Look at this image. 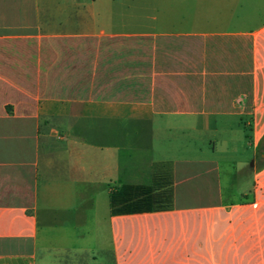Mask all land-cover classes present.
Listing matches in <instances>:
<instances>
[{
	"label": "crops",
	"instance_id": "0c3cea01",
	"mask_svg": "<svg viewBox=\"0 0 264 264\" xmlns=\"http://www.w3.org/2000/svg\"><path fill=\"white\" fill-rule=\"evenodd\" d=\"M263 138L264 0H0V264H264Z\"/></svg>",
	"mask_w": 264,
	"mask_h": 264
},
{
	"label": "rangeland",
	"instance_id": "374dc122",
	"mask_svg": "<svg viewBox=\"0 0 264 264\" xmlns=\"http://www.w3.org/2000/svg\"><path fill=\"white\" fill-rule=\"evenodd\" d=\"M158 128V127H156ZM187 134H192L191 132H188V131H184V132H180L178 130V127H172L171 130L167 131L166 132V136H172L173 139H174V143H176V139H178V136H181V135H187ZM163 135L162 134V131L161 132H156V136H161ZM208 137H211L213 139L216 138V140H218V143L215 144V156L217 157V160H219L221 163H222V168L225 169V171H229L231 172L229 175L227 174H224V178H223V184L225 186H229L230 184V181L234 182V185L236 187V191L237 192H240L241 189L245 186L247 180L249 181L250 180V171H251V166H252V159H249L250 156H251V153L253 152V148L251 146H248L244 149H242L241 147L238 148L237 152L236 153H232V152H223V150H221V140L219 138V135H215V134H212V135H207V134H203L201 136H199V140L201 142V146H205V148H202L203 150H209V148L211 147V144L208 143V140L207 139H211V138H208ZM173 142V141H172ZM183 153V151H179V150H175L172 151V155H175V156H179ZM179 154V155H178ZM180 157V156H179ZM229 161H234L235 163L234 164H237V162H243L244 163V170L243 171H240V172H237L236 173V168L235 166H233V170H232V167L231 165L229 164ZM236 191H232L230 189H225L224 190V195H225V198H230L231 195ZM233 196V195H232ZM234 197H237V195H234ZM232 198V197H231ZM103 208V210H106V205L105 204H96V207H94V210H95V214L97 217H101V209ZM93 210V212H94ZM92 228H97L95 224H93L92 222H90L89 224V230H91ZM107 257V256H106ZM108 259V257H107Z\"/></svg>",
	"mask_w": 264,
	"mask_h": 264
},
{
	"label": "trees",
	"instance_id": "16d2710c",
	"mask_svg": "<svg viewBox=\"0 0 264 264\" xmlns=\"http://www.w3.org/2000/svg\"><path fill=\"white\" fill-rule=\"evenodd\" d=\"M259 153L264 156V138ZM109 207L111 214L166 210L171 207V188L170 185L167 188L161 187L159 175L154 174L153 183L149 188L136 187L131 193L124 188L110 192Z\"/></svg>",
	"mask_w": 264,
	"mask_h": 264
}]
</instances>
